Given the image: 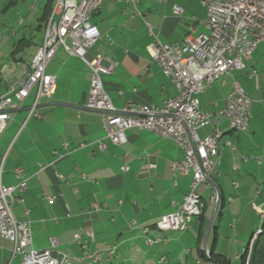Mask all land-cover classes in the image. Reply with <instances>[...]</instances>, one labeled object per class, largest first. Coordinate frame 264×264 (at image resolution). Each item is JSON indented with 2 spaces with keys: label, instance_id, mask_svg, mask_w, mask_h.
I'll use <instances>...</instances> for the list:
<instances>
[{
  "label": "crops",
  "instance_id": "obj_1",
  "mask_svg": "<svg viewBox=\"0 0 264 264\" xmlns=\"http://www.w3.org/2000/svg\"><path fill=\"white\" fill-rule=\"evenodd\" d=\"M136 6L141 15L135 14L133 6L124 0H102L91 17L100 37L88 52L114 63L113 70L103 75L102 81L117 110L128 100L161 106L175 94L172 82L149 53L153 36L148 24L166 44L179 43L187 36L205 31L206 9L199 1L139 0ZM174 6L182 9L181 15L173 13ZM65 42L71 44L69 38ZM244 65L241 70L219 76L210 88L196 95L200 108L210 114V123L197 132L202 138L216 128L221 131L211 180L223 195L224 204L225 186L229 188L228 193H237L239 199L250 196L255 187L260 201L253 204V210L259 212L264 205V42L257 44ZM25 67H13L9 73H3L0 94L18 80ZM253 69L256 73L252 75ZM45 71L55 77V90L51 98L41 101L37 109L39 116H28L33 102L31 92L0 135L1 182L15 185L19 180L14 173L17 167L26 177L23 202H15L12 213L17 220L29 221L31 244L28 248L47 249L54 237V252L65 254L73 264H87V260L75 259L83 255L76 237L84 240L87 232L92 231L94 238L86 242V250L100 252L101 260L111 262L119 257L121 247L124 251L135 245L136 239L141 240L130 231L141 230L148 237L157 236L158 219L173 212L182 202L191 178L174 175L171 164L182 158L183 151L171 139L136 127L125 131L124 144L111 143L105 137L100 112L84 106L91 71L82 59L69 54L63 46L56 49ZM232 77L252 102L245 132L228 130L221 114ZM99 141L104 144L103 148L99 147ZM123 166L127 169L123 170ZM218 181L221 183L217 184ZM49 196L54 199L48 200ZM228 201L234 204L235 199L228 194ZM205 202L209 221L214 204L209 199ZM94 203L101 207L97 212H92ZM25 209L27 216H24ZM193 222L197 227L191 235L188 231L194 227ZM199 227L200 221L195 218L186 231H166L162 233L166 242L145 246L153 249L161 245L162 250L170 246L179 253L182 236H187L189 244L192 246L195 241L198 248ZM176 232L180 234L178 237ZM110 246H115L116 251L108 259L104 253ZM11 249L12 243L0 237V264L14 262ZM130 260L126 257L122 262ZM161 261H165L164 255L158 260Z\"/></svg>",
  "mask_w": 264,
  "mask_h": 264
},
{
  "label": "built area",
  "instance_id": "obj_2",
  "mask_svg": "<svg viewBox=\"0 0 264 264\" xmlns=\"http://www.w3.org/2000/svg\"><path fill=\"white\" fill-rule=\"evenodd\" d=\"M137 9L139 0H124ZM164 3L166 0H157ZM199 1L206 9L205 31L195 36H187L181 42L162 43L148 24L153 36L148 50L162 73L170 79L175 94L164 100L161 106L147 105L128 100L121 110L111 103L103 87L102 76L109 74L114 63L100 54L90 55L89 49L100 37L95 24L91 22L93 13L100 8L102 0H64L56 11V20L52 33L42 43V53L29 63L21 76L6 92L0 94V135L6 129L13 114L19 110L24 99L33 91V102L28 116H39L37 109L43 99H49L55 90V77L46 73L45 68L59 46L71 55L82 59L91 71L90 86L85 107L100 112L105 137L115 145L126 142L125 131L129 128L149 130L152 133L171 139L181 148L183 156L171 164L174 175L190 176L189 191L182 202L171 213L162 215L157 223L159 234L148 237L151 245L160 241L164 225L182 224L186 231L192 221L198 217L204 207L202 197L196 192L199 185L212 190L209 201L216 202L218 188L211 180L214 168L217 133L199 137L197 130L210 123V114L203 111L196 95L205 92L215 79L223 74L245 67L244 60L250 56L258 43L264 42V0H193ZM173 13L181 15L182 9L173 7ZM69 38L68 45L65 39ZM107 64H104V62ZM253 69L251 74H255ZM252 113V102L241 84L232 77L230 91L223 101L221 114L228 130L245 132L248 130ZM225 144H229L225 140ZM100 148L104 144L99 141ZM83 147V144L79 145ZM152 166V165H151ZM127 169L126 166L122 167ZM19 179L15 185H3L1 182L2 163H0V237L12 243L11 257L19 256L20 262H51L54 264H73L63 253L54 252L56 240L50 239V247L43 250L28 248L31 244V231L28 220H17L12 213L15 202H23L26 177L20 167L14 169ZM48 200L53 196L46 197ZM92 212L101 207L94 203ZM194 210V217L182 219L181 211ZM28 210H24L27 216ZM134 224V221L131 223ZM92 231L87 238L76 237L83 248L81 258H75L87 264L101 260L100 252L86 250V242L93 240ZM105 256L112 257L113 246L105 250ZM178 264H184L182 262Z\"/></svg>",
  "mask_w": 264,
  "mask_h": 264
},
{
  "label": "rangeland",
  "instance_id": "obj_3",
  "mask_svg": "<svg viewBox=\"0 0 264 264\" xmlns=\"http://www.w3.org/2000/svg\"><path fill=\"white\" fill-rule=\"evenodd\" d=\"M16 1L14 5H8L5 10L3 6H6L8 0H3L0 3V78L3 73H9L13 67L20 68L22 65H28L44 38V31H37L35 26L38 23L37 19L42 11L43 5L47 0ZM20 20L25 23L22 24V21L20 23ZM22 38L30 39V43H27L22 51L15 54V58L13 59L11 53L15 45ZM216 183L220 184L221 181ZM226 185L229 186L227 183ZM252 188L253 190L250 196L239 199L237 193H228L229 188L227 189L225 186V204L222 209V214L219 215L216 213L213 220L218 225L216 229L217 235H214V230L211 226L206 244H204V231L202 241L198 244L200 248L204 249L206 246V249H210L213 246L215 252L224 254L231 264H241L240 254H242L244 248L247 246L251 233L257 230L260 221L264 217V205L260 208L259 212H256L258 209L253 210V204H258L260 199L256 198L255 187ZM196 192L205 201L212 195V190L206 189L203 185H199L196 188ZM228 194L235 199L234 204H231L229 201L227 202ZM193 225L194 227L188 231L191 235H194L195 227H197L194 222ZM177 232L175 233L176 237L180 235ZM130 233H134L135 237H140L141 240L136 239L135 245L129 248L124 247V251L121 247V254L117 259L109 262L103 258L97 264H133V262L136 264H176L177 262L184 264H215L213 260L199 257L195 241L191 246L186 238L187 236H182L181 251L178 253V251H172L170 246L163 250L161 245L155 246L153 249L145 246L148 236L142 234L141 230H132ZM252 241L253 238L250 240L249 249ZM188 248L191 249V252H184ZM135 250H139L140 253H136ZM162 255L165 256V261L158 262ZM126 257L131 260L128 263L122 262ZM20 259L19 256L15 257L12 264H21Z\"/></svg>",
  "mask_w": 264,
  "mask_h": 264
},
{
  "label": "trees",
  "instance_id": "obj_4",
  "mask_svg": "<svg viewBox=\"0 0 264 264\" xmlns=\"http://www.w3.org/2000/svg\"><path fill=\"white\" fill-rule=\"evenodd\" d=\"M3 0H0V3ZM55 0H47L43 5L41 14L38 17V24L35 26L37 31H44L49 16L53 9V4ZM17 1L16 0H8L6 6H3L5 10L8 5H14ZM30 43V39L22 38L18 41V44L15 45L14 50L11 53L12 58H15V54L22 51L23 47ZM18 62V61H17ZM232 131V130H230ZM204 207L202 209L201 215L196 217L200 221V227L198 230V244L202 241V237L208 223L207 220V211L205 209L206 202L203 201ZM224 205V197L219 191V205L217 209V214L221 215V210ZM212 227L214 230V235L216 234V229L218 227L217 223L213 221ZM255 234V235H254ZM253 238L251 247L249 249L250 240ZM215 240V237H214ZM199 257H204L210 260H213L215 264H231L229 260L226 259L225 255L219 252H215L214 247L212 246L210 249H202L200 247L197 248ZM241 264H264V217L260 221V224L257 227L256 231H253L249 237V241L247 246L244 248L242 254H240Z\"/></svg>",
  "mask_w": 264,
  "mask_h": 264
},
{
  "label": "bare ground",
  "instance_id": "obj_5",
  "mask_svg": "<svg viewBox=\"0 0 264 264\" xmlns=\"http://www.w3.org/2000/svg\"><path fill=\"white\" fill-rule=\"evenodd\" d=\"M64 0H55V4L54 7L52 9V13L51 16L47 22L45 31H44V38H43V42L45 41L46 38H48V34L52 33V29H53V25L55 23L56 20V11L59 8L60 4L63 2ZM21 23V21H20ZM42 42V43H43ZM42 53V44L41 46L37 49L36 53L34 54V56L32 57L31 62H33L35 60V57L37 54H41ZM26 70V67L24 69V71ZM15 84V83H14ZM10 89V85L9 88ZM221 137V133H217V141H216V150L217 152H215V157L218 155V141ZM219 200V191L217 190L216 192V201ZM201 215V213H198V216ZM194 217V210H183L181 211V218L182 219H191ZM155 226L157 227V223L155 224ZM182 231V224H167L164 225V232L166 231ZM116 251V247L113 246V253H115ZM114 256V255H113ZM112 256V257H113ZM112 257H108V259H111ZM21 264H54L51 262H21Z\"/></svg>",
  "mask_w": 264,
  "mask_h": 264
},
{
  "label": "water",
  "instance_id": "obj_6",
  "mask_svg": "<svg viewBox=\"0 0 264 264\" xmlns=\"http://www.w3.org/2000/svg\"><path fill=\"white\" fill-rule=\"evenodd\" d=\"M218 205H219V200H217L215 203H214V206H213V210H212V214L210 216V219L208 221V224H207V227H206V230H205V235H204V244H206V239H207V236H208V233L211 229V226H212V223H213V220H214V217L217 213V209H218ZM205 249H206V246H205Z\"/></svg>",
  "mask_w": 264,
  "mask_h": 264
}]
</instances>
